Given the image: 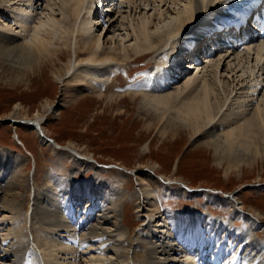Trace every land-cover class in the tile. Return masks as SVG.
<instances>
[{"label":"rangeland","instance_id":"374dc122","mask_svg":"<svg viewBox=\"0 0 264 264\" xmlns=\"http://www.w3.org/2000/svg\"><path fill=\"white\" fill-rule=\"evenodd\" d=\"M192 1L124 0L121 2V0H113L105 5H108L104 9L107 14L105 12L103 14L105 17L102 15V18L97 11L90 14L89 10L85 9L81 17L92 16L90 19L93 22L94 32L101 36L102 42H105L102 46L107 47L111 42H116L120 48L124 43L129 49L132 48L131 45L135 43V35L132 33L133 25L148 21L149 18L150 34L157 36L163 33L166 44L164 43L154 53L142 54L141 57L133 54L132 63H111V66L108 65L111 69L109 79H97L95 84L78 81L75 85L76 83L71 80L75 75L72 76L73 72L77 71V76L82 75L81 77L84 76V79L89 80V76L84 75L86 71L89 69L92 73L100 67L77 65L71 70L72 72H65L63 80L60 81L55 77L52 69L48 68L49 64L44 66L43 72L37 73L36 70H32V65L29 66L31 63L24 64L26 59L20 48L16 47L18 49L14 50L12 47L13 44L16 46L20 42L30 43L32 39L30 33L34 25L39 21L47 20L49 12H55L56 16L63 20L64 16L60 8L64 0H0V36L11 33L15 37L11 46L0 45V120L9 117L13 120L0 121V155L5 153L6 163L11 156L19 160L20 169L17 174L23 182L19 186L21 197H18L25 204L23 207L19 205L11 210L0 205V245L14 246L22 241L24 244L27 243L26 246L30 244V250H27L25 255V264H48L50 261L61 262L60 264H126L125 254L117 255L116 259L110 260L112 253L102 252L98 248L99 244L95 243L98 239L91 243L90 237L83 236L78 231H72L74 233H71L72 236L64 231H54L55 227L46 225L40 220L34 212L33 198L36 193H44L48 190L52 185L49 180L53 179L65 182L60 186L61 190L59 187L61 192H58V200L62 201L65 188L71 187L69 183L68 185L66 183L69 178L73 180L75 187L72 186L71 190L74 193H79L77 189L80 185L87 186L84 195L90 194L94 179L99 180V183L105 182L116 186L123 193L124 201L122 204L119 203L120 221L115 223L110 220L109 226L121 228L123 235L121 237L125 239L129 235L128 241L131 242L140 237L144 219L147 216V213L144 216L137 211L139 197L141 200L144 199L145 208L151 205V208H156L159 201L157 197H152L154 200L151 198V201L147 199L145 192L147 187L141 186L143 185L141 177H146L158 194L162 202L161 210L194 207L207 212L209 209L215 216L229 220L231 208L222 200L230 194H235L238 202L243 204L245 213H252L259 217L264 225V148L254 154L239 150V147L237 152H229L226 149H217L212 142L209 143L215 136L212 134H220L222 127L228 123L223 120L225 111L230 114L233 109L234 112L240 110L239 104L242 102V97L234 98L236 93L231 97L226 96L228 99L226 105L217 115L216 120L200 134L191 137L186 126L179 122V131L175 133V137H172L176 127L173 125V120L169 118L168 122L165 118L162 120L163 116L160 113L143 107L142 93L137 92L138 85L142 83L143 74L153 71L159 75L158 73L166 65V60L174 52V46L179 44L181 34L167 37V33L177 28L180 19L186 13H192L194 10ZM200 1L201 11H203L208 3L207 0L205 3V0ZM24 11L28 12L27 23L16 17L18 13H25ZM216 14L220 15V12L216 11L214 17H217ZM179 16L180 19L177 20ZM16 18L20 20V23L15 21ZM199 21L198 16L192 19L185 31L186 37L189 33L198 31ZM56 27L63 32L67 26L62 22ZM73 47L74 41L70 54L75 61ZM243 47L245 48L235 49L230 59H226V62L230 60L234 64L233 67H237V72H231L234 78L225 72L224 67L222 70L230 82L235 80V83L240 86L242 84L250 86L255 83V75H260L257 72L259 63L262 64L263 59H257V52L252 51V48ZM224 53L217 51L213 58L215 59L216 56L218 58L219 54ZM244 53L247 57L245 56L240 63V54ZM121 56L119 60L127 61V59H121ZM147 65L149 67H145ZM201 65H205V61ZM135 66H141L140 70L137 69L139 71L136 70L137 72L132 74L133 78H127L126 72ZM182 70L186 72L185 75L191 76L197 71L195 67L188 66L187 63ZM150 77L154 78V75H149L147 79L149 86L153 87L154 80L152 82ZM258 78L262 79V84L257 90L258 100L263 99V102L264 76L260 75ZM103 87L105 91L102 90ZM135 91L136 94L133 95ZM112 94H115L113 98L110 97ZM77 96L86 97L75 99ZM47 100L53 105L46 109L43 104ZM19 104L22 108L16 107ZM37 110H43L44 117L40 119L43 130L54 141H41L43 137L41 139L35 130L24 123H19L22 119H33ZM10 113H13V116H10ZM26 114L29 117L25 116ZM261 143L263 144L264 141ZM67 148L74 150L79 156L90 158L100 166V169L85 170L80 163L69 157ZM165 182L168 184L165 185ZM187 185L214 192L215 199L224 204L207 205L208 197L206 196L190 197L182 192V188ZM62 203L57 204L58 207L53 204V209L58 216L65 213L63 211L65 202ZM206 206L208 209L205 208ZM159 212L160 210L155 214ZM237 224L243 226L245 223L242 221ZM69 229L76 230L74 227ZM166 230L160 229L163 232ZM257 235L258 239L264 241V231L259 230ZM64 249L72 250L73 253L70 252L67 255L62 251ZM252 249L253 247L249 251ZM3 260V258L0 259V264H3ZM144 260H147L146 251L138 250L135 257L127 264H144Z\"/></svg>","mask_w":264,"mask_h":264},{"label":"bare ground","instance_id":"6f19581e","mask_svg":"<svg viewBox=\"0 0 264 264\" xmlns=\"http://www.w3.org/2000/svg\"><path fill=\"white\" fill-rule=\"evenodd\" d=\"M101 1L102 0H64L61 7L62 9L60 8L61 14L64 16L63 20L56 16L55 12H49L46 17L47 20L39 21L34 25L35 27L30 33V35H32L30 43L20 42L15 46L13 44L14 35L12 36L11 33H8L0 36V45L8 47L13 44L12 47H14V50H17L18 48L16 47H19L25 57L24 59H26L24 60V64L31 63L29 66L32 65V70H36L37 73L43 72L42 70L46 67L45 65L49 64L48 68L52 69L53 74L60 81L63 80L65 72L69 73L72 69H75L77 65H97L100 67L97 71H93L92 73L89 69L87 71L85 70L86 74L84 75L85 77L86 75L87 77L89 76V80L87 78L84 79V76L81 77L82 75L77 76V71L74 70L75 72L72 73V76L73 74L75 75L71 80L77 85L78 81L95 84L97 79H109L111 75L109 71L111 69L108 65L111 63H132L134 59H131V56L133 54H135L136 57H141L142 54L154 53L160 46L164 45V43L166 44L163 33L157 36H152L150 34L148 28V21L150 18L148 21L146 18L144 19L146 21H141L137 25L134 24V27L131 26L133 27L132 33L135 35V43H133V45L130 44L133 46L132 48L129 49L125 43L122 44L120 48V45H117L116 42H111L107 47L102 46L105 42H102L101 36L95 34L93 22L90 19L92 16L89 18L81 17L85 9H88L90 14L95 11V7L100 9L102 4L99 3L96 5L95 3ZM110 1L112 2L113 0ZM110 1H108V3H110ZM123 1L124 0H121V2ZM145 1L162 2L164 0ZM230 1L231 0H207L208 4H206L204 10L201 11V1L193 0L194 10H192V13H186L182 19H180L179 16L177 20L180 19V21L177 28L167 33V37L181 34L182 39H189L190 37L193 38L199 35V38L202 39H200L201 42L209 38L212 41L216 40L214 43L209 41L205 45L206 51L211 50L208 55L206 54L204 56L200 53L197 57L194 55L186 61L188 66L197 69L194 75H185L186 72L184 70L181 71L185 65L180 69H174V63L179 55L184 59L188 57V55L186 56L184 53H181L185 50L182 48V39L179 36L181 40L179 39V44L174 46V52L171 53V57L173 58L168 61V64L163 66L162 71L158 73L159 75L153 71L146 74L144 73L141 80L142 83L137 87V92L139 91L142 93L143 107L145 106L148 110L160 113L161 116H163L162 120L164 118L167 122L168 118L173 120V125L176 127L174 128L175 132L173 131L171 135L172 137H175V133L179 131V122L186 126L191 137L200 134L207 126L211 125V123L216 120L217 115L222 111L224 105H226V100H228L226 96L228 97L230 95L231 97L232 94L236 93L234 98L237 99L238 97H242V102L240 101L241 104H239L240 110L234 112L233 109V112L230 114L228 111H225L223 120H226L228 123L222 127L223 129L220 134H212L215 136L214 138L211 137L213 139H211L209 143L212 142L217 149H226L229 152H237V147H239V150L254 154L256 152L259 153L260 150L264 148V143H261L264 141V101L262 102L263 99H261V103L258 100L259 94H257V90H259L258 87L262 84V79L260 80L259 78L261 77L258 78V76H264V43H253V41L250 42L252 44L248 43L246 45V47L252 48V51L255 50L257 52H255L258 55H256L257 59H263V63H259L258 72L255 71L257 74L260 73V75H255V83L250 86H245L243 84L240 86L235 83V80L230 82L222 69L224 67L225 72H228L229 76L231 75L234 78L231 72H237V67H233L234 64H232L230 60L226 62V59H230V56L234 54V50L229 48L225 50L219 49L217 51L226 52L222 55L219 54V57L216 58V56L215 59L213 56L216 54L212 52V49L217 45L216 43L218 41V39L214 37L215 34L212 33V31L217 28L216 26L213 28L215 21L221 20L218 17H222L224 18L222 20L227 19L232 23L231 20L233 17L231 11L227 8ZM237 1L243 2L244 0ZM205 2L206 0L204 3ZM107 6L104 8L102 7V14H99L101 15L99 17H105L103 14ZM190 6H192V4ZM99 9L97 13H99ZM216 11L220 12V15L216 14L217 17H214ZM25 13H18L16 17L26 22L28 20V12ZM197 16L200 20L198 31L193 34L189 33L190 35L187 33L188 37H186L184 34H186L185 31L187 26L191 23L192 19ZM18 18H16L15 21L20 23ZM62 22L67 26L66 28L64 27L65 31L63 32L56 27L57 24H61ZM130 25L132 24L130 23ZM229 33L230 35H234L236 31H228L227 34ZM73 41V53L76 56L75 61H73L70 54ZM221 41H225V39L222 38ZM53 46H55V48H52ZM241 48L245 47H240L238 50ZM120 56L122 57L121 59H127V61L119 60ZM245 56V53L240 54L241 58L239 62L242 61ZM204 61L205 65H201ZM193 62L195 63L193 64ZM89 66L88 68L91 67ZM140 67L141 66H135L129 69L126 72V77L133 78L132 74ZM145 67H149V65ZM219 67H221V69H219ZM178 71L181 72L179 73ZM255 72L254 74H256ZM172 73L173 75L179 73L180 78L178 77L176 81L175 75L177 74L172 76ZM149 75H154V78L150 77L152 82L154 80L153 87H150L147 82ZM116 76L117 74L115 77ZM181 79H183L182 82H179ZM102 90L105 91V88L103 87ZM132 94L135 95L136 91ZM114 96L115 94L110 95L112 98ZM82 97L86 96H77L75 99H81ZM43 105L46 106L47 109L49 107L51 108L53 104L51 101L47 100ZM16 107L22 108L21 104L16 105ZM12 114L13 113H10V116H13ZM25 116L29 117L27 114ZM43 117V110H37L34 117L36 120H34V118L22 119L19 123L28 125L40 135L39 137H41V139L43 137L41 141H45V136H43L45 132L41 123L42 121H40ZM61 149L64 150L62 147ZM66 151L69 157L80 163V166L85 170L90 168L100 169V166L96 165L90 158L79 156L77 152L70 148H67ZM13 157L15 156L8 158L6 163L5 153H3L2 156L0 155V205L10 210L19 205L20 207L25 206L23 200L21 202L18 197H21L19 186L23 182V179L18 176L20 164L19 160L13 159ZM55 180L57 179L49 180L52 185L44 193L38 192L34 195V212L44 224L55 227L54 231H64L71 236V233H73L72 231H78V233L80 232L83 236L90 237L91 243L98 239V242H95L99 244L98 248L104 253H112L110 260L116 259L117 255L125 254L127 257L125 262L127 264L135 257L138 250H145L147 253V260H144V264H264V241L257 237L258 230L264 231V225L259 217L252 213H245L243 204L238 202V198L235 194H230L222 200L231 208L229 220L215 216L213 212L209 211L207 206L205 207L208 209L207 212H203L199 208L196 209L194 207L186 209L166 208L161 210L162 202L158 194L150 185V181L146 177H141V184H143L141 186L147 187L145 191L147 199L149 198L148 200L151 201L153 199L152 197H157L159 201L157 204L158 206L155 204L156 208H151V204L149 208H145L144 199L141 200V197H139L140 203L137 211L144 216L145 213H147V216H145V221L143 220V232L140 237L131 242L128 241L129 235H127L125 239L121 237L123 236L120 231L121 228H112L109 226L110 220L115 223L120 221L119 205L124 201L123 193L119 191L116 186L105 182L99 183V180L94 179L91 183L92 190L89 192L90 194L84 195L86 194L87 186L84 184L79 187L77 186L79 193H74L71 187L75 186L73 185L72 178H69L66 183L67 185L69 183L71 187L65 188L64 196L62 197L65 202V210H63L65 213H61V215L58 216L55 209H53V204L57 205L63 202L60 199L58 200V192L62 188L60 186L64 185L65 182L59 179V181ZM158 182L160 181L158 180ZM164 184L166 185L168 183L165 182ZM149 187L151 189H149ZM182 189L183 193L188 194L192 198H199L201 196L208 197L206 198L207 205H212L213 203H217L218 205L224 204L222 201L218 202L215 199L216 195L212 191L202 188H193L188 185L184 186ZM74 190L76 189L74 188ZM165 200H167V198ZM147 204L149 205V203ZM159 210L160 212L155 214V212ZM242 221L245 223L243 226L237 224V222ZM70 227H74L76 230L69 229ZM160 229L167 230L163 232L160 231ZM26 244L22 241L14 246L0 245V259H4L3 264H25L24 259L26 252L30 250V244L28 246H26ZM252 247L253 249L249 251ZM67 249L69 250V248ZM67 249L62 251L67 255L70 254V252L73 253L72 250L67 251ZM60 263L48 262V264Z\"/></svg>","mask_w":264,"mask_h":264},{"label":"water","instance_id":"95a60500","mask_svg":"<svg viewBox=\"0 0 264 264\" xmlns=\"http://www.w3.org/2000/svg\"><path fill=\"white\" fill-rule=\"evenodd\" d=\"M0 121H3V122H8V121H12V119L11 118H4V119H2V120H0ZM43 134V133H42ZM44 135V134H43Z\"/></svg>","mask_w":264,"mask_h":264}]
</instances>
